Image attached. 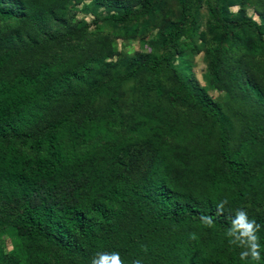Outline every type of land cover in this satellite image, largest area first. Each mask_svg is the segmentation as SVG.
Wrapping results in <instances>:
<instances>
[{
	"label": "trees",
	"instance_id": "obj_1",
	"mask_svg": "<svg viewBox=\"0 0 264 264\" xmlns=\"http://www.w3.org/2000/svg\"><path fill=\"white\" fill-rule=\"evenodd\" d=\"M65 1L0 0V264H91L97 253L112 251L125 264H254L240 258L245 249L229 243L227 230L244 209L260 225L264 249V122L256 120L264 112V83L243 70L241 87L261 107L242 114L246 135L232 147L229 117L173 65L184 49L176 41L191 34L197 0H178V19L158 55L137 58L120 72L114 73L113 60L89 53L10 70L25 49L15 46L25 28L61 20ZM203 2L227 49L238 47L249 58L264 51L261 24L244 14L229 18L220 0ZM140 13L125 7L107 18L135 31ZM50 37L44 41L55 40ZM29 39L25 47L39 45ZM225 50H205L207 82L214 87ZM145 71L166 72L175 83L163 91L153 79L145 89L199 110L216 127V155L209 147L199 152L180 144L184 138L166 106L130 115L118 110L121 85ZM99 95L108 97L106 116L75 121L73 115ZM64 104L51 117L52 108ZM192 129L204 136L203 127ZM146 155L148 163L131 177L127 170ZM202 215L212 216L214 225L205 226ZM255 264H264V250Z\"/></svg>",
	"mask_w": 264,
	"mask_h": 264
},
{
	"label": "rangeland",
	"instance_id": "obj_2",
	"mask_svg": "<svg viewBox=\"0 0 264 264\" xmlns=\"http://www.w3.org/2000/svg\"><path fill=\"white\" fill-rule=\"evenodd\" d=\"M224 12L229 18H236L240 14L249 16L257 24L263 26L264 39V0H220ZM125 7L140 10L137 28L131 31L128 24L123 27L112 23L107 16L122 14ZM178 0H66L61 20L51 21L46 25H29L22 33V40L16 47L25 48L9 63V69H18L26 64L39 60L51 61L55 56H76L82 53L102 55L116 63L115 72H120L137 58L147 55H158L163 47L162 38L178 19ZM146 21L145 27H140V21ZM1 26V21H0ZM254 34V33H253ZM47 36H53L54 41H44ZM35 38L39 45L25 47ZM51 38V37H50ZM228 43L219 41V29L211 23L210 14L203 2L197 0L195 13L191 22L189 37L179 38L175 46H183V51L175 58L173 65L183 77H192L213 102L220 105L231 123L232 131L229 144L238 146L239 140L246 135L245 120L242 114L249 115L259 105L241 87L243 70L264 83V51L255 53L249 58L238 47L227 49ZM226 49L221 67V79L217 87L207 82L206 49ZM157 79L163 89H171L175 83L166 72L145 71L134 78L125 81L120 89L117 108L122 114H136L139 112L155 111L166 106V116L183 136L180 144L199 152L210 148L216 155L217 129L204 119L197 109L180 106L168 102L165 97L156 96L144 84ZM67 104L55 105L51 117L67 108ZM109 108L107 95H99L94 100L85 103L74 115L75 121L89 115L93 120L106 116ZM264 122V112L256 118ZM201 126L204 136L194 133V126ZM169 142H173L169 140ZM220 160H217L219 164ZM148 163V155L136 167L128 169L131 177ZM3 249L10 252V239L2 236Z\"/></svg>",
	"mask_w": 264,
	"mask_h": 264
},
{
	"label": "clouds",
	"instance_id": "obj_3",
	"mask_svg": "<svg viewBox=\"0 0 264 264\" xmlns=\"http://www.w3.org/2000/svg\"><path fill=\"white\" fill-rule=\"evenodd\" d=\"M225 203L227 201H222L217 205L218 215H223ZM200 219L205 226L212 227L214 225L212 216L202 215ZM259 230L260 225L255 220H250L244 209H237L235 218L232 219L231 226L227 230V236L230 237V244L245 249L240 254L242 260L250 259L254 264L260 261L261 251L264 249L261 247L260 238L257 234ZM192 238H196L195 234H192ZM91 264H125V261L119 252H100L93 257ZM132 264H142V262L137 259Z\"/></svg>",
	"mask_w": 264,
	"mask_h": 264
}]
</instances>
